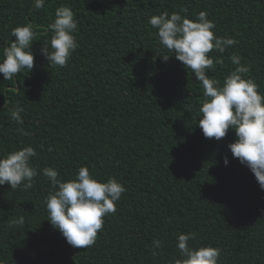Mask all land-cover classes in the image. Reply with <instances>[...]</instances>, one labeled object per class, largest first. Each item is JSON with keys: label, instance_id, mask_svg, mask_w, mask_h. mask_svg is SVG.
<instances>
[{"label": "trees", "instance_id": "obj_1", "mask_svg": "<svg viewBox=\"0 0 264 264\" xmlns=\"http://www.w3.org/2000/svg\"><path fill=\"white\" fill-rule=\"evenodd\" d=\"M33 3L0 0V62L17 39L14 28L31 24L35 32L33 69L12 80L0 73V158L31 146L38 171L52 167L68 181L86 166L98 181L114 178L126 191L94 245L74 248L47 220L53 189L42 172L26 191L0 185V264H175L183 259L181 233L195 234L193 248L220 249L218 264H264V190L233 157L234 130L220 140L204 137L203 88L148 23L165 11L194 22L207 12L216 36L237 41L223 54H208L223 64L207 75L222 85L237 67L231 55H239L249 69L244 78L264 95V0ZM60 6L74 13L79 46L65 67H53L41 49L50 48ZM17 105L22 125L10 115ZM21 216L22 227L10 226Z\"/></svg>", "mask_w": 264, "mask_h": 264}, {"label": "clouds", "instance_id": "obj_2", "mask_svg": "<svg viewBox=\"0 0 264 264\" xmlns=\"http://www.w3.org/2000/svg\"><path fill=\"white\" fill-rule=\"evenodd\" d=\"M44 4L45 0H34L33 6L41 9ZM207 17L208 13L201 11L194 22L179 13L169 15L165 11L152 16L148 23L158 29L160 45L190 69L203 88L204 100L199 109L201 118L198 125L204 137L220 140L230 129L234 130L235 142L228 147L233 157L251 170L264 190V95L260 94L259 86L252 79L244 78L243 74L249 69L241 63L239 55H231L230 60L237 67L225 77L222 85L207 75V71L214 69L216 64H223L222 58L214 61L208 54L213 50L223 54L226 48L237 43L234 38L216 36L212 31L215 23ZM50 28L53 31L50 48L45 44L41 53L49 65L65 67L79 46L73 35L78 30V22L71 8L58 7ZM11 35L17 39L5 47L4 59L0 62V73L4 80H12L16 74L25 69L30 72L34 67L31 51L35 36L33 26H18ZM162 57L165 61L169 59L166 55ZM23 111V107L17 105L10 112L17 124L24 123L21 116ZM36 155L33 147L26 146L0 158V185L8 183L11 189L26 191L33 187L35 178L42 172L53 189L46 200L47 220L59 230L70 246L91 247L103 228L104 217L115 214L116 202L126 188L114 178L106 182L98 181L86 166L78 169L74 179L62 181L59 172L52 167H44L39 171L33 167L31 160ZM224 163L228 164L227 157ZM24 222L21 216L12 221L10 226L22 227ZM194 238V233L178 235L177 248L183 259L177 260L175 264H218L220 249L211 246L193 248L188 241ZM152 243L155 249L162 247L160 240H153Z\"/></svg>", "mask_w": 264, "mask_h": 264}]
</instances>
